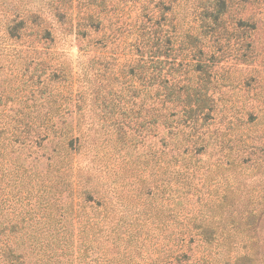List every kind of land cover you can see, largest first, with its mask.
Instances as JSON below:
<instances>
[{"label": "rangeland", "instance_id": "obj_1", "mask_svg": "<svg viewBox=\"0 0 264 264\" xmlns=\"http://www.w3.org/2000/svg\"><path fill=\"white\" fill-rule=\"evenodd\" d=\"M212 1L0 0V264H264V3L206 36ZM188 32L218 72L182 158L130 72Z\"/></svg>", "mask_w": 264, "mask_h": 264}, {"label": "trees", "instance_id": "obj_2", "mask_svg": "<svg viewBox=\"0 0 264 264\" xmlns=\"http://www.w3.org/2000/svg\"><path fill=\"white\" fill-rule=\"evenodd\" d=\"M211 7V13L202 16L200 22V27L206 30V34L205 31L202 33L206 36L210 30L215 29L211 24L221 26L227 23L226 17L231 10L226 0H213ZM261 8L262 11L258 14L264 13V6ZM231 21L235 22L239 29L243 28L245 23H249L242 17L238 22L236 17ZM253 22L254 28H257L258 21ZM222 31L227 32V27ZM213 51L198 34L188 32L185 39L167 38L146 42L137 67L131 68L130 74L138 75L146 99H153L151 87L159 86L157 98L160 107L157 108V112L160 117L166 118H160L157 125L162 126L168 134L174 135L176 141L175 145L172 143L173 148L179 150L178 155L182 158L199 155L200 149L208 147L205 139L200 143V136L197 135L206 132V128H209L206 127L207 121L215 112V99L210 92V84L217 75L218 63ZM149 113L150 111L146 115ZM171 117L173 118L170 119ZM143 124H147V121L145 120ZM87 196L93 201L89 193ZM205 236L207 239L202 240L209 244L215 239L213 232H208ZM183 257L186 258V254Z\"/></svg>", "mask_w": 264, "mask_h": 264}]
</instances>
